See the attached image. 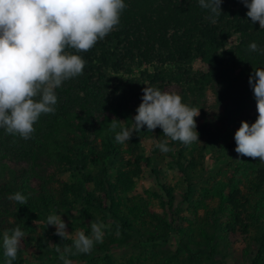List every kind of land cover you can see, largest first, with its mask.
<instances>
[{
    "label": "trees",
    "instance_id": "obj_1",
    "mask_svg": "<svg viewBox=\"0 0 264 264\" xmlns=\"http://www.w3.org/2000/svg\"><path fill=\"white\" fill-rule=\"evenodd\" d=\"M123 2L128 7L116 30L98 38L87 52L71 50L86 61L83 74L54 90L56 111L41 114L33 125L32 138L7 135L0 128V260L5 261L3 232L17 225L26 233L25 246L56 259L60 253L53 245L63 251L72 245V239L47 233L36 236L30 228L44 221L48 213L73 210L82 200L86 207L79 211L80 219L95 218L92 209L105 202L115 225L90 254H69L67 258L85 264H137L138 258L119 260L107 252L135 237L138 243L165 241L171 231L184 248L202 246L206 248L200 249L203 252L208 248V258L216 251L217 243H212L215 233L225 227L222 220L230 218V233L239 232L254 240L256 251L250 264H264V163L237 154L233 137V128L237 131L241 121L251 125L258 116L248 80L254 69L264 68V54L250 51L248 46L255 42L264 49V29L247 17L248 9L240 0H222L221 16L215 23L210 22L209 12L199 6V0ZM232 38L236 43L229 45ZM193 60H199L203 69L195 71ZM143 65L154 71H142L137 78L116 80L114 76ZM144 87L174 92L182 97V103L200 109L199 117L194 118L200 143L185 146L165 137L161 128L149 132L145 126L140 133H133L128 143L118 144L109 123L115 117L124 122L122 127L131 126ZM207 91L214 96L212 106L206 103ZM141 139H168L172 157L174 147H178L176 165L188 188L193 185L190 171L200 176L198 167L205 153L211 154V172L217 179L202 188V200L196 203L212 219L211 233L200 229L203 242L192 239V229L173 230L172 221L145 213L139 204L135 212L127 211L119 202L133 189V178L139 173ZM116 163V183H111L105 176ZM64 172L72 173L69 182L59 180ZM56 182L63 184L62 190ZM162 187L167 204L172 206V193ZM16 192L28 197L26 204L8 199ZM213 203L216 205L211 206ZM97 253L104 255L95 256ZM180 253L178 250L177 255ZM20 257L19 249L13 264H23Z\"/></svg>",
    "mask_w": 264,
    "mask_h": 264
},
{
    "label": "clouds",
    "instance_id": "obj_2",
    "mask_svg": "<svg viewBox=\"0 0 264 264\" xmlns=\"http://www.w3.org/2000/svg\"><path fill=\"white\" fill-rule=\"evenodd\" d=\"M240 2L248 9L246 15L252 23L258 22L264 29V0ZM221 5L222 0H199L212 23L221 16ZM127 7L123 0H0V128L5 134L24 140L32 138L33 125L41 114L56 111L58 99L54 90L83 74L86 61L71 50L87 52L98 38L116 30ZM248 48L264 54L255 42ZM248 83L258 116L251 125L241 121L234 134L235 152L264 163V68L254 69ZM142 92V102L130 127H122L124 122L115 117L109 123V131L115 134L118 144L128 143L133 133H140L145 126L149 132L159 127L165 137L185 146L200 143L194 120L200 109L182 103V97L174 92L156 87H144ZM168 139L156 140L162 153L171 151ZM8 199L26 204L28 197L16 192ZM46 226H54L55 235L62 240L72 239V245L63 251L53 245L63 264H73L67 255L90 254L96 244L103 243L105 225L99 220L90 222V235L81 229L74 239L73 232L66 231L61 215L50 214ZM116 234L119 235V226ZM25 237L19 225L3 232L4 264H13L17 259Z\"/></svg>",
    "mask_w": 264,
    "mask_h": 264
},
{
    "label": "rangeland",
    "instance_id": "obj_3",
    "mask_svg": "<svg viewBox=\"0 0 264 264\" xmlns=\"http://www.w3.org/2000/svg\"><path fill=\"white\" fill-rule=\"evenodd\" d=\"M235 43L236 39L232 38L229 45ZM191 66L195 71L203 69L199 60H193ZM142 71L151 73L154 71V68L143 65L140 68H134L130 73L120 72L114 74V76L116 80L137 78ZM206 103L208 106H212L214 103V96L211 91L206 92ZM210 112L212 113V110ZM197 117H199V115ZM200 122L201 119H198V123ZM233 130L235 133L236 127H234ZM140 143L143 160L140 163L139 173L133 178V189L120 197L118 199L119 202L121 205L127 207V211H131L132 209V212H135L139 204V209L143 210L145 213L156 214L163 219L172 221L173 230L178 227H182L188 231L192 229V239L195 242H203L200 229L204 228L208 233H211L212 229L210 224L212 219L209 218L205 209L196 207V203L202 200V188L211 186L217 179L211 172L213 167V158L211 154L208 152L205 153L202 165L198 167L199 172H196L201 173L200 176L190 171V176L193 177V185L188 188L187 182L184 180V175L180 173L176 165V149H178V147H174L172 151L173 159L169 152L162 153L158 148H155V140L141 139ZM169 145L170 142L168 141V147ZM117 168L118 163L115 164L114 168L109 169L105 176L106 180L111 183H116ZM71 174L70 172H64L58 176L59 180L61 182H69L71 180ZM61 182H56L55 186L62 190L63 184ZM91 185H95L94 182ZM162 186H165L172 193L174 199L172 201V206L167 204L168 197ZM210 205L214 206L216 204L213 203ZM106 206L107 204L105 202L100 206L96 204V207L91 211L95 218L82 220L79 218V211L86 206L83 204L82 200H80L74 205L73 210L65 212L60 209L58 212L53 211L48 213L44 221L33 224L30 229L32 234L36 236L42 235V233H47L49 236H57L55 235L56 230L54 226H46L47 217L50 214H57L61 215L62 221L67 225L66 231L69 234L73 232V239L75 238V233L81 229L86 235H90L91 229L89 224L97 220L103 222L105 225V234L106 231L115 225L110 219L108 210L105 208ZM73 221H75V223H73ZM228 221H231V219L225 218L222 220L221 224L225 227L223 226L222 232L218 230L215 233V238L212 243H217L216 251L212 252V256L208 258L207 255L210 251L208 248L204 252L200 250L206 249L202 246L199 248L198 246L188 245V248H184L180 238L174 231L169 232L165 241L138 243L135 237L130 240L128 244L113 247L109 249L107 253L119 260L126 258H133L135 260L138 258L136 261L137 264H250L253 254L256 251L254 240L251 236H243L239 232L230 233L227 229ZM20 250V259L23 264H63L59 259L60 255L56 259H54L55 255H40L34 248L27 247L22 242ZM178 250H181L179 255H177ZM103 255L104 254L97 253L95 256L103 257ZM70 260L73 264H85L77 259ZM0 264H4V262L0 260Z\"/></svg>",
    "mask_w": 264,
    "mask_h": 264
}]
</instances>
